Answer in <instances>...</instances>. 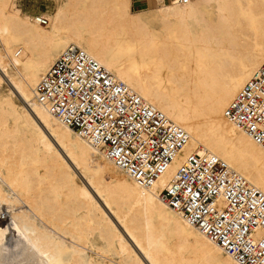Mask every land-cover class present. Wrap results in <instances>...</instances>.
Segmentation results:
<instances>
[{"label":"bare ground","instance_id":"obj_1","mask_svg":"<svg viewBox=\"0 0 264 264\" xmlns=\"http://www.w3.org/2000/svg\"><path fill=\"white\" fill-rule=\"evenodd\" d=\"M54 1L55 15L29 18L0 0V264H239L161 195L194 153L264 192V149L225 116L264 67V0H154L136 11L132 0ZM69 47L188 134L151 186L35 99Z\"/></svg>","mask_w":264,"mask_h":264},{"label":"built area","instance_id":"obj_2","mask_svg":"<svg viewBox=\"0 0 264 264\" xmlns=\"http://www.w3.org/2000/svg\"><path fill=\"white\" fill-rule=\"evenodd\" d=\"M38 20L47 26L46 18ZM35 99L143 187L158 180L189 141L182 128L77 47L49 68ZM225 116L264 149V67ZM161 198L239 264H264V192L219 158L190 155Z\"/></svg>","mask_w":264,"mask_h":264},{"label":"rangeland","instance_id":"obj_3","mask_svg":"<svg viewBox=\"0 0 264 264\" xmlns=\"http://www.w3.org/2000/svg\"><path fill=\"white\" fill-rule=\"evenodd\" d=\"M169 1V0H167ZM192 1V0H191ZM186 5V4H183ZM155 6V3L152 1L145 5L144 7L152 8ZM15 7L20 12L21 16L26 17H32L33 15L38 14H47V15H55L57 13V5L54 0H15ZM140 4L135 3L133 5V11H136L137 9H140ZM166 26L170 29L169 32L171 34L174 33L178 26L177 20L171 18L169 20V23L166 24ZM262 40H264L262 38ZM10 81L8 78H5V87L3 89L4 92H7L8 87L6 85H9ZM17 98V95H16ZM1 117V114H0ZM91 244L94 246H104L103 244L99 243L97 240L91 239Z\"/></svg>","mask_w":264,"mask_h":264},{"label":"crops","instance_id":"obj_4","mask_svg":"<svg viewBox=\"0 0 264 264\" xmlns=\"http://www.w3.org/2000/svg\"><path fill=\"white\" fill-rule=\"evenodd\" d=\"M154 2V0H132V9H133V5L135 4V3H137V4H140L141 6H143V7H141L140 9H137V10H145V9H148V7H144L145 5H147L148 3H150V2ZM167 3H169V2H171V0H169V1H167V0H165ZM155 3V2H154ZM156 5V4H155ZM153 8V7H152Z\"/></svg>","mask_w":264,"mask_h":264}]
</instances>
